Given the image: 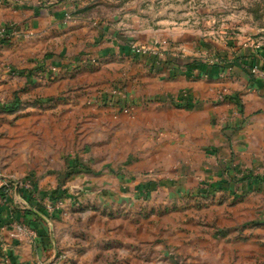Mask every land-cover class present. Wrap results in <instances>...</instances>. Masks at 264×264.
Here are the masks:
<instances>
[{"label": "crops", "instance_id": "obj_1", "mask_svg": "<svg viewBox=\"0 0 264 264\" xmlns=\"http://www.w3.org/2000/svg\"><path fill=\"white\" fill-rule=\"evenodd\" d=\"M78 6L0 0V264H264V48L129 64Z\"/></svg>", "mask_w": 264, "mask_h": 264}, {"label": "rangeland", "instance_id": "obj_2", "mask_svg": "<svg viewBox=\"0 0 264 264\" xmlns=\"http://www.w3.org/2000/svg\"><path fill=\"white\" fill-rule=\"evenodd\" d=\"M72 1L79 5L73 12L88 23L85 30L77 29L76 34L84 33L90 38L95 31L97 34L105 31L113 41L121 37L126 47L141 51L137 55L130 54L129 64L136 59L147 63L158 58L170 66L179 65L175 66L176 74L183 75L186 67L192 66L200 72L205 66H216L217 59L231 61L246 56L248 48L254 47L256 51L264 48V0ZM85 45L90 46L91 39L87 38ZM120 54L111 55L109 59L116 62L115 57L123 56ZM86 60L96 64L101 61L93 56ZM170 256L175 254L170 253ZM209 263H214L211 250Z\"/></svg>", "mask_w": 264, "mask_h": 264}, {"label": "built area", "instance_id": "obj_3", "mask_svg": "<svg viewBox=\"0 0 264 264\" xmlns=\"http://www.w3.org/2000/svg\"><path fill=\"white\" fill-rule=\"evenodd\" d=\"M20 36L16 29L14 28H10V29H7V27H4L2 30H0V43L1 42H4V41H10L13 37H18ZM29 35H27L28 37ZM135 51L136 52H141L140 50H138L136 47H134ZM142 52H145V51H142ZM225 60V61H224ZM222 61H219L217 59V63H220L221 64V67H224L227 68L222 70L221 72V77H226V76H229L230 75V71L232 70V66L228 64V61H226V59H224ZM254 72L256 71V68H253L252 69ZM124 110L126 112H129L131 110V108L129 107H125ZM6 189H5V192L6 193H10L11 190L9 189V186L8 185H5ZM25 187H28V185H25ZM59 205V203H58ZM49 208H52V205L49 204L48 205ZM37 230L34 229L33 227H31L30 225L26 224V223H22V222H19V223H15L14 226H13V229L11 231V236L13 237H26V238H29V239H35L37 237ZM42 264H49V263H42Z\"/></svg>", "mask_w": 264, "mask_h": 264}, {"label": "trees", "instance_id": "obj_4", "mask_svg": "<svg viewBox=\"0 0 264 264\" xmlns=\"http://www.w3.org/2000/svg\"><path fill=\"white\" fill-rule=\"evenodd\" d=\"M227 59V58H226ZM228 63H230V61H228ZM216 67H220L222 70H224V67H221L218 63H216ZM25 198L27 199V200H29V201H32V197H31V194L30 195H25ZM33 202V201H32ZM35 206H37V207H39V209L41 210V211H44L43 210V207H42V205L41 204H38V203H36L35 204ZM36 216H40V214H38V213H36Z\"/></svg>", "mask_w": 264, "mask_h": 264}]
</instances>
